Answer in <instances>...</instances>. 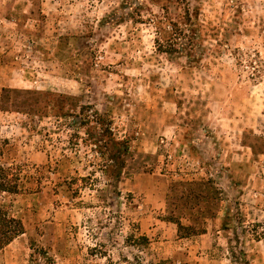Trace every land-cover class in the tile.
Wrapping results in <instances>:
<instances>
[{"label": "rangeland", "instance_id": "1", "mask_svg": "<svg viewBox=\"0 0 264 264\" xmlns=\"http://www.w3.org/2000/svg\"><path fill=\"white\" fill-rule=\"evenodd\" d=\"M0 168V264H264V0H0Z\"/></svg>", "mask_w": 264, "mask_h": 264}, {"label": "trees", "instance_id": "2", "mask_svg": "<svg viewBox=\"0 0 264 264\" xmlns=\"http://www.w3.org/2000/svg\"><path fill=\"white\" fill-rule=\"evenodd\" d=\"M170 29H163V32L165 31L166 34H169V40L172 41H178L177 39H181L182 37H185L186 31H188L186 28L179 27L178 24L170 23L169 24ZM164 32V33H165ZM172 37V38H171ZM172 43H168L169 45H172ZM177 42H175L176 44ZM185 46L182 45L181 50H184ZM11 171V170H9ZM19 177L15 173H4V169L0 168V196L2 193H9V194H16L19 192ZM23 233V224L20 220L13 218L9 215V213L4 210L2 205L0 204V249H3L5 246L10 244L18 235ZM233 252V250H231ZM242 254V258H239V260H233L232 258V264H250V261H248L246 252L242 250L240 252ZM232 257L235 256V252H233Z\"/></svg>", "mask_w": 264, "mask_h": 264}]
</instances>
